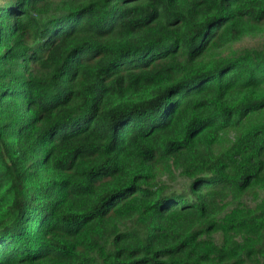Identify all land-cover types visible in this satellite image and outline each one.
<instances>
[{
	"label": "trees",
	"instance_id": "obj_1",
	"mask_svg": "<svg viewBox=\"0 0 264 264\" xmlns=\"http://www.w3.org/2000/svg\"><path fill=\"white\" fill-rule=\"evenodd\" d=\"M0 264H264V0H0Z\"/></svg>",
	"mask_w": 264,
	"mask_h": 264
},
{
	"label": "rangeland",
	"instance_id": "obj_2",
	"mask_svg": "<svg viewBox=\"0 0 264 264\" xmlns=\"http://www.w3.org/2000/svg\"><path fill=\"white\" fill-rule=\"evenodd\" d=\"M257 44V41H254V40H249L247 42H245L243 45L244 46H255Z\"/></svg>",
	"mask_w": 264,
	"mask_h": 264
}]
</instances>
